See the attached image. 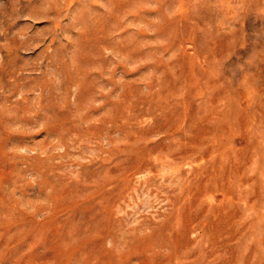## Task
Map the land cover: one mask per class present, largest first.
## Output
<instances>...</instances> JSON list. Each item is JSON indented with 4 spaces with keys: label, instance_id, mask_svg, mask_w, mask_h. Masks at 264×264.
I'll list each match as a JSON object with an SVG mask.
<instances>
[{
    "label": "rangeland",
    "instance_id": "rangeland-1",
    "mask_svg": "<svg viewBox=\"0 0 264 264\" xmlns=\"http://www.w3.org/2000/svg\"><path fill=\"white\" fill-rule=\"evenodd\" d=\"M0 264H264V0H0Z\"/></svg>",
    "mask_w": 264,
    "mask_h": 264
}]
</instances>
